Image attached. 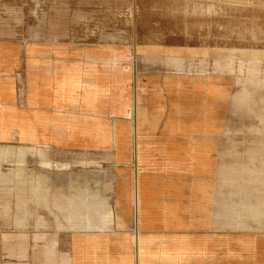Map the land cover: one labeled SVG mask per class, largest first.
Wrapping results in <instances>:
<instances>
[{"label": "rangeland", "instance_id": "rangeland-1", "mask_svg": "<svg viewBox=\"0 0 264 264\" xmlns=\"http://www.w3.org/2000/svg\"><path fill=\"white\" fill-rule=\"evenodd\" d=\"M0 60V80L29 117L24 134L36 126L51 136L50 147L15 136L0 142V264L46 262V245L58 242L55 232L77 207L79 217L86 215L79 207L86 201L101 213L113 210L120 219L115 230L133 235L135 178L151 185L154 199L138 211L147 264H264V185L247 179L249 172L264 176V127L254 117V103L264 95V0H0ZM47 66L55 72L54 94L62 92L56 73L63 66L82 77V87L71 102L55 96L53 110L36 113L27 100ZM176 72L185 86L206 73L224 84L209 132L216 141L208 149L132 139L128 116L141 107L136 80L153 73L155 87L159 75L170 85ZM101 75L109 94L82 105ZM244 95L248 105L241 103ZM82 113L92 116L90 124ZM117 120L123 126L114 133L123 136L111 142ZM7 124L9 134L20 133ZM19 146L29 147L21 161ZM37 151L47 156L48 169ZM200 158L209 167L197 168ZM257 205L262 214L250 211ZM147 215L154 221L146 222ZM33 229L54 237L30 239Z\"/></svg>", "mask_w": 264, "mask_h": 264}, {"label": "crops", "instance_id": "crops-1", "mask_svg": "<svg viewBox=\"0 0 264 264\" xmlns=\"http://www.w3.org/2000/svg\"><path fill=\"white\" fill-rule=\"evenodd\" d=\"M51 71L53 70L48 66L42 71L45 78L42 76V78L40 77V81L36 82V91L31 94L30 100H27V102H30L31 108L36 110V113L42 110H53L50 105L54 99H57L55 96H61L60 99L63 102H71V99H74V93L82 87V77L79 74H73L69 67L63 66L59 69L58 73H56L57 80H60L59 83L62 87V92L56 91L54 94L51 86H55V82L51 83L49 78L55 72ZM174 74L175 76H169L173 79L170 85L167 84L168 77L166 75L164 77L159 75V83L158 86L155 87L151 83L152 78L155 77L153 73H148L146 76L136 80V90L139 98L141 97L138 103L141 107L134 110V116H131V114L128 116L130 118L128 122H132L134 125V137H132V139H134V143H137L138 139H140L141 142H158L160 144L167 142L203 143L207 144L206 148L208 149L210 147L209 144H213L216 141L215 135L209 132L215 127L216 102L225 100L224 96L226 94L224 92V84L220 81V78H215L209 75V73H206L207 76H204V74H196V77L192 78L190 86H185L182 82V76L184 74L181 72H176ZM118 75L119 74H115L114 76ZM105 78L104 75L95 77V89L91 97L86 96L82 98L84 99L82 100V105L88 104L92 106L95 102L100 103L103 97L109 94L108 89H105L103 86H106ZM262 85L264 86V80L262 81ZM7 86L6 80H0V142H9L15 136L18 142H27L32 146L50 147L48 144L51 142V136L39 133V128L36 129V126L31 135L27 136L24 134L23 126L25 122H28L29 117L26 114V110L24 111V108H20L17 105L15 94L13 95L8 92ZM155 95H157V99L153 98ZM174 95L175 98H173ZM153 102L158 104L157 107L151 106ZM168 102L173 104L174 107L169 109L167 107ZM34 103L37 105L32 107ZM241 103L248 105L246 95H244V97L242 96ZM254 105L256 106L254 117L258 125L264 127V95H261ZM28 108L30 109V107ZM82 115L84 116V124H90L88 119L92 116L85 113H82ZM219 116L218 112L217 117L219 118ZM7 122L14 123L13 131L18 132L20 129V133L16 135L9 134ZM19 124L21 126H19ZM120 126L123 125L119 120L114 122L112 126L113 134L111 133L112 135H110L111 142H117L118 139L122 138L123 135L114 133L116 128ZM148 127H157L159 133L151 134ZM137 132H139V134H137ZM27 148L29 147H17L15 150V157L18 160L22 158ZM179 149H183V147ZM195 150L197 153L205 152L203 149L199 151L195 148L194 151ZM37 153V155H41V165L44 163L45 167H43H47L48 169L50 164L47 160V156L44 155L43 151H37ZM199 163L200 165L197 166V168L209 167V162L204 158H200ZM121 173L123 172H119V170L118 172L116 171L117 176L121 175ZM260 175L261 173L249 172L247 174V179L249 181H259L264 185V176L261 177ZM118 179L120 180L119 177ZM149 186L151 185L149 183L147 184L145 180L139 181L135 178L132 192L129 194V200H133V192L134 189H136L139 206L144 207L149 204L150 201H154L150 196ZM199 188L203 191L207 188L209 189V183H201ZM160 191L161 187H159V196ZM83 199H85V196ZM82 205L83 206L79 204V207H83L86 212L94 211L96 215L91 218L92 216L87 215L85 212L86 215L79 217L80 210L78 207L77 210L72 211L68 219L70 222L65 225V229H60L55 232L58 235V242L53 241L46 245V262L38 264H147V252L145 251V246H143L144 239H147V236L141 235L139 226L136 236L133 231V235H131L129 231L124 230V228L120 229L119 227V229L115 230V224L118 225L120 219L117 215H113V210L108 209L101 213L96 209V206L89 201H86ZM248 205L246 204L247 207ZM257 206V208L250 211L256 215L262 214L263 212L259 205ZM158 216L161 215L159 214ZM71 217H74V219L71 220ZM148 217L149 215H147L145 219L146 222ZM148 221H154V219H148ZM161 221L163 220L158 219V222ZM164 221L166 222V220ZM111 225L113 230L110 229ZM141 232H143V230ZM144 232L150 233V231ZM27 237L39 240L46 238L53 239L52 237L54 236L49 230L33 229ZM149 237L152 236L150 235ZM62 240H65L63 246L60 245ZM150 241L151 240H149V242ZM154 244L155 240H152L150 244L151 249H154Z\"/></svg>", "mask_w": 264, "mask_h": 264}, {"label": "bare ground", "instance_id": "bare-ground-1", "mask_svg": "<svg viewBox=\"0 0 264 264\" xmlns=\"http://www.w3.org/2000/svg\"><path fill=\"white\" fill-rule=\"evenodd\" d=\"M133 232L135 234V236L137 235L138 232V225H139V216H138V211H139V199L138 196L136 194V189H134L133 192Z\"/></svg>", "mask_w": 264, "mask_h": 264}]
</instances>
